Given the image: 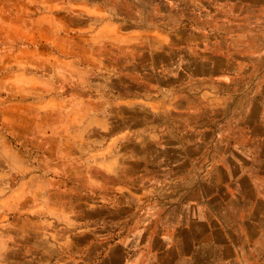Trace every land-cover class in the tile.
<instances>
[{
	"label": "crops",
	"instance_id": "0c3cea01",
	"mask_svg": "<svg viewBox=\"0 0 264 264\" xmlns=\"http://www.w3.org/2000/svg\"><path fill=\"white\" fill-rule=\"evenodd\" d=\"M0 264H264V0H0Z\"/></svg>",
	"mask_w": 264,
	"mask_h": 264
}]
</instances>
